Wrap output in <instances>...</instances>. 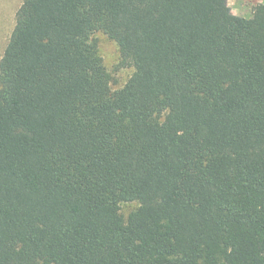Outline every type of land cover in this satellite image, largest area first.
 I'll return each mask as SVG.
<instances>
[{
  "label": "trees",
  "instance_id": "obj_1",
  "mask_svg": "<svg viewBox=\"0 0 264 264\" xmlns=\"http://www.w3.org/2000/svg\"><path fill=\"white\" fill-rule=\"evenodd\" d=\"M96 31L134 67L120 89ZM0 264H264V4L21 0L0 57Z\"/></svg>",
  "mask_w": 264,
  "mask_h": 264
},
{
  "label": "rangeland",
  "instance_id": "obj_2",
  "mask_svg": "<svg viewBox=\"0 0 264 264\" xmlns=\"http://www.w3.org/2000/svg\"><path fill=\"white\" fill-rule=\"evenodd\" d=\"M226 2L232 13L245 19L255 14L257 5L264 4V0H226ZM20 4L21 0H0V57L13 29L15 13ZM91 38L96 42L103 65L111 77L110 88L120 89L134 71L132 63L122 59L117 43L102 31L92 33ZM137 205L135 201L120 203V213L124 219Z\"/></svg>",
  "mask_w": 264,
  "mask_h": 264
}]
</instances>
